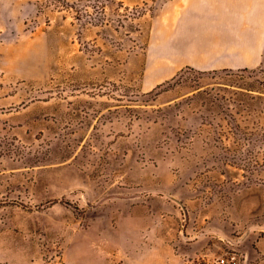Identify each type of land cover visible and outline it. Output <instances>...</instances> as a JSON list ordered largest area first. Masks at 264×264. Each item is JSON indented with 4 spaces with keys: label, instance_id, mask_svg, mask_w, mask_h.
Listing matches in <instances>:
<instances>
[{
    "label": "crops",
    "instance_id": "crops-1",
    "mask_svg": "<svg viewBox=\"0 0 264 264\" xmlns=\"http://www.w3.org/2000/svg\"><path fill=\"white\" fill-rule=\"evenodd\" d=\"M155 3L157 9L145 20L140 36L142 49H135L133 41L130 48L107 42L97 33L98 26L85 38L99 46L89 54L82 46L72 55L70 38L52 51L50 31L11 46L0 43L4 132L17 133L23 141L37 122L56 139L54 126L62 121L70 130L77 117L84 141L112 142L107 182L102 175L92 180L65 163L25 164L0 157V212L12 204L46 208L55 227L63 226L52 237L60 240L64 264H184L230 251L242 264H264V177L248 180L247 173L256 176L258 171L246 169V135L239 131V118L205 116L191 101L189 109L182 106L175 114L177 137L167 139L172 128L163 121L130 120L119 114V105L106 107L105 116L104 109L94 110L89 122L84 117L90 105L78 99H92L88 92L93 86L122 85L143 95L185 66L205 73L253 69L264 61V0ZM10 80L25 85L14 89ZM31 88L46 98L32 101ZM60 92L61 99L56 95ZM182 98L176 90H166L157 95V106L168 107ZM71 135L63 131V138ZM120 142L127 147L120 149ZM117 156L119 161L114 160ZM260 160L262 164V154ZM72 189L80 195L71 197ZM215 189L223 191L211 196L209 190ZM80 220L87 227L79 228ZM3 226L0 214V262L23 264L15 260L20 256L7 255L13 246ZM37 227L31 225L28 231L33 234Z\"/></svg>",
    "mask_w": 264,
    "mask_h": 264
},
{
    "label": "rangeland",
    "instance_id": "rangeland-1",
    "mask_svg": "<svg viewBox=\"0 0 264 264\" xmlns=\"http://www.w3.org/2000/svg\"><path fill=\"white\" fill-rule=\"evenodd\" d=\"M156 9L155 0H0V43L11 46L20 41L46 36L50 31L49 43L52 51L55 46L66 45L70 38L72 55L82 46L83 52L89 54L99 46L96 48L85 38L93 33L95 26H98L100 30L97 33H101L107 42L117 47L130 48L132 46L130 41H133L135 49H142L140 36L145 28V20ZM63 33L65 36H62ZM71 63L78 64V61ZM4 79L8 80L6 77ZM10 84L14 89L25 85L24 82L17 80H10ZM56 85L61 86V82ZM26 86L31 87L29 84ZM94 87L88 92L92 99H78L81 103L90 105L89 110L83 111L86 112L84 115L86 121H90L88 115L89 113L92 115L94 110L104 109L105 116L108 114L106 107L110 104L119 105V114H127L130 120L163 121L170 129L172 128V131L166 134L167 139L177 137L173 127L177 122L175 114L183 111L182 106L189 109L191 101L204 110L205 116L225 117L231 121L239 118L242 122L239 131L246 135V169L252 171L255 168L258 171L256 176L255 173H247L248 180L261 179L262 175L264 177V161L260 163V154L264 157V61L253 69L213 70L205 73L185 66L156 91L143 95L136 94L122 85L105 84L101 89ZM197 88H201L200 91L192 94ZM172 89L183 96L182 100L168 107H158L157 95ZM45 95L36 93L31 88L32 101L45 99ZM56 95L61 99V92ZM77 123L78 118L75 117L74 127L68 130L66 125L64 129L60 121L53 130L56 139H52L45 124L36 122L33 126L34 132L24 136L23 141L18 138L17 133L4 132V127L0 125V157L9 156L13 160H22L25 164L65 163L72 169L86 172L92 180L102 175L104 181H109L112 159L108 153L112 142L106 139L101 142L92 139L84 141ZM229 127L231 132H235L234 125ZM63 131L65 134L71 132V137L63 138ZM118 147L126 148L127 144L120 142ZM120 159L119 156L114 158L116 161ZM139 160L145 162L141 156ZM113 165L116 166V163L113 162ZM222 191L209 190L211 196L219 195ZM79 195L76 189L70 191L71 197ZM181 211L180 224L184 225L186 224L184 208ZM48 212L41 206L26 208L19 204L8 205V208L0 212L7 242L13 246L8 249V256H20V259L15 260L23 264H55L54 257L58 254L59 263L64 264L60 240L52 237L63 226L60 224L59 227H55ZM77 213L80 214L82 211ZM36 224L38 230L31 234L28 228ZM78 227H87V222L80 220ZM15 246H19L20 249L14 251Z\"/></svg>",
    "mask_w": 264,
    "mask_h": 264
},
{
    "label": "built area",
    "instance_id": "built-area-1",
    "mask_svg": "<svg viewBox=\"0 0 264 264\" xmlns=\"http://www.w3.org/2000/svg\"><path fill=\"white\" fill-rule=\"evenodd\" d=\"M55 264L59 263L58 254L54 257ZM184 264H242L239 256L235 252H227L215 258L200 257L197 260H186Z\"/></svg>",
    "mask_w": 264,
    "mask_h": 264
}]
</instances>
